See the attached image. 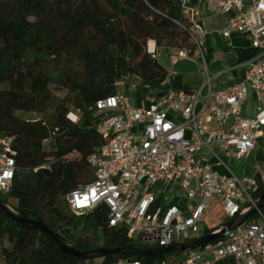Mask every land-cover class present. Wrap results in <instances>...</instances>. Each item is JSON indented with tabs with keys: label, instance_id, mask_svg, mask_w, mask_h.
<instances>
[{
	"label": "built area",
	"instance_id": "built-area-1",
	"mask_svg": "<svg viewBox=\"0 0 264 264\" xmlns=\"http://www.w3.org/2000/svg\"><path fill=\"white\" fill-rule=\"evenodd\" d=\"M177 2L185 20L179 26L193 46V53L182 49L178 57L197 64L201 85L168 90L151 105L138 107L120 91L127 84L119 81L118 93L98 100L91 119L108 139L85 160L93 170V181L79 185L66 202L76 216L105 205L109 226L124 230L136 247L149 249L207 236V222L216 210L232 221L255 208L256 214L225 238L158 264H222L229 259L235 264H264V213L257 208L264 189L259 148L264 141V0L222 1L225 14L238 12L223 36H246L256 54L243 82L220 90L215 89L216 76L208 66L205 16L192 0ZM249 90L256 96L253 117L243 114ZM77 118L71 120L77 123ZM250 158L255 161L253 175L240 178L230 164ZM16 172L14 137L0 126V194L11 189ZM157 185L160 190L154 191Z\"/></svg>",
	"mask_w": 264,
	"mask_h": 264
},
{
	"label": "trees",
	"instance_id": "trees-1",
	"mask_svg": "<svg viewBox=\"0 0 264 264\" xmlns=\"http://www.w3.org/2000/svg\"><path fill=\"white\" fill-rule=\"evenodd\" d=\"M112 3L128 8V16L111 11L102 0H0V126L14 137L17 164L14 183L0 200L15 214L41 222L79 252L138 246L124 230L109 226L105 205L76 216L66 202L79 187L67 176L68 169L81 161L86 184L91 183L93 170L85 160L108 143L91 124L96 102L116 95V84L128 74L147 83L167 80L169 72L156 53L149 52V41L156 49L165 46L193 53L188 34L179 26L185 21L182 12L173 0ZM58 92L78 96L77 123L65 106L56 107L48 121L7 117L13 110L31 111ZM34 161L41 164L34 166ZM263 195L264 189L259 197ZM38 209H48L49 216L40 215ZM230 222L206 228L205 234ZM181 255L180 251L109 254L99 260L158 264ZM93 261L67 254L40 230L0 209V264Z\"/></svg>",
	"mask_w": 264,
	"mask_h": 264
},
{
	"label": "crops",
	"instance_id": "crops-1",
	"mask_svg": "<svg viewBox=\"0 0 264 264\" xmlns=\"http://www.w3.org/2000/svg\"><path fill=\"white\" fill-rule=\"evenodd\" d=\"M102 1L111 11L123 18L127 17L130 13V10L126 7L115 8L112 0ZM173 1L178 6L177 0ZM222 1L192 0V4L201 10L205 16L208 29L205 51L208 58L209 70L216 76L214 87L217 90L229 89L243 82L248 71V63L256 54V50L252 47L250 40L246 36L237 33H233L229 38L223 36V32L228 28L230 18L238 12L233 10L231 13L225 14L222 11ZM244 1L246 4H249L252 0ZM151 42L153 41H149L148 43L149 52ZM153 45L154 51L151 53L157 54L158 49H156L154 42ZM162 49H165L168 62L167 64L159 62L168 70L169 76L163 83L159 81L153 82L152 85L155 84V93L147 94L143 101H136L134 103V100L130 97L135 106L139 107L142 104L149 106L161 93L168 90L196 89L201 85L203 76L193 60L179 58L178 53L180 50L175 51L171 48ZM123 90H121L122 93H124ZM243 114L246 117H253L256 114V96L252 90H249ZM222 264H235V261L229 259L222 262Z\"/></svg>",
	"mask_w": 264,
	"mask_h": 264
},
{
	"label": "rangeland",
	"instance_id": "rangeland-1",
	"mask_svg": "<svg viewBox=\"0 0 264 264\" xmlns=\"http://www.w3.org/2000/svg\"><path fill=\"white\" fill-rule=\"evenodd\" d=\"M162 48H168L163 46ZM158 49V52L156 54V57H158V60L164 64H167L168 58L165 55V49ZM175 51L178 50V48H171ZM124 81L126 82V87L123 92L125 95L131 97L134 100V103L136 101H143V99L146 98L147 94L155 93V84L147 83L140 81L137 79L134 75L128 74ZM121 91V89H120ZM78 96L77 95H70L64 92H58L54 94L52 97H49L45 103L40 105L39 107L32 108L31 111H25V110H13L9 114H7V117L10 120H46L48 121L50 117L54 114L56 107L58 106H65L68 110H70V117H74L73 119L77 118V109L76 105L78 103ZM78 119V118H77ZM260 151V160L264 161V141L259 143ZM41 163L34 161V166H39ZM83 163L79 161L78 163L72 165L67 171V176L70 177L74 184L76 185H85L87 183V179L83 176ZM255 164V161L253 158H250L248 160L243 161L242 163L235 162L233 164H230L232 170L236 173L237 176L240 178L245 176H251L253 175V166ZM154 191L160 190V186H156ZM12 210H14L12 208ZM40 215L49 216V210L48 209H38L37 210ZM28 215H31V213H27ZM226 220L230 221L226 216H224L222 213L218 212L217 210L214 211L209 218V221L207 222L208 228H217V226H221L226 222ZM90 264H100V260H94Z\"/></svg>",
	"mask_w": 264,
	"mask_h": 264
},
{
	"label": "water",
	"instance_id": "water-1",
	"mask_svg": "<svg viewBox=\"0 0 264 264\" xmlns=\"http://www.w3.org/2000/svg\"><path fill=\"white\" fill-rule=\"evenodd\" d=\"M258 209L264 208V195L260 198V201L257 203ZM0 209L10 215L15 221L27 225L32 226L40 230L44 235H46L49 239L54 241L62 251L66 252L67 254H72L79 256L85 260H97L101 259L106 255L109 254H125V255H133V256H146V255H153V254H166L175 251L185 252L187 250L198 248L202 245L219 241L226 237V234L230 231L235 230L238 226L242 225L243 223L247 222L251 219L257 212L255 208L251 209L248 213L244 214L241 217H237L233 219L226 228L222 229L217 234H209L198 241L186 243L180 246H172L167 248H158V249H149V248H141V247H132V248H122V249H98L89 252H79L68 246L64 243V241L55 235L51 230H49L44 224L38 221H34L31 219L26 218L25 216H21L12 212L7 205L0 200Z\"/></svg>",
	"mask_w": 264,
	"mask_h": 264
},
{
	"label": "bare ground",
	"instance_id": "bare-ground-1",
	"mask_svg": "<svg viewBox=\"0 0 264 264\" xmlns=\"http://www.w3.org/2000/svg\"><path fill=\"white\" fill-rule=\"evenodd\" d=\"M149 49H150V52H153V51H154V45H153V42L150 43V45H149ZM71 119H73V117H72Z\"/></svg>",
	"mask_w": 264,
	"mask_h": 264
},
{
	"label": "snow or ice",
	"instance_id": "snow-or-ice-1",
	"mask_svg": "<svg viewBox=\"0 0 264 264\" xmlns=\"http://www.w3.org/2000/svg\"><path fill=\"white\" fill-rule=\"evenodd\" d=\"M74 118V117H73ZM9 175H10V173H9Z\"/></svg>",
	"mask_w": 264,
	"mask_h": 264
}]
</instances>
